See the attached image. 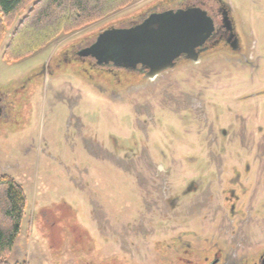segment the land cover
<instances>
[{
    "label": "rangeland",
    "instance_id": "374dc122",
    "mask_svg": "<svg viewBox=\"0 0 264 264\" xmlns=\"http://www.w3.org/2000/svg\"><path fill=\"white\" fill-rule=\"evenodd\" d=\"M222 1L239 50L154 79L77 51L152 12L214 2L138 0L40 47L24 26L15 43L31 52L8 61L30 7L17 16L0 45V173L28 206L9 264L149 262L179 232L228 234L232 189L264 226V0Z\"/></svg>",
    "mask_w": 264,
    "mask_h": 264
},
{
    "label": "trees",
    "instance_id": "16d2710c",
    "mask_svg": "<svg viewBox=\"0 0 264 264\" xmlns=\"http://www.w3.org/2000/svg\"><path fill=\"white\" fill-rule=\"evenodd\" d=\"M136 1L138 0H0V45L5 39L6 30L17 16L30 7L6 46L4 57L13 61L31 52L15 43L17 34L24 26L29 33L27 38L35 40L40 47L61 32L68 34L78 31ZM27 206L24 187L14 177L0 173V264H9L7 259L15 249Z\"/></svg>",
    "mask_w": 264,
    "mask_h": 264
},
{
    "label": "flooded vegetation",
    "instance_id": "af4514ba",
    "mask_svg": "<svg viewBox=\"0 0 264 264\" xmlns=\"http://www.w3.org/2000/svg\"><path fill=\"white\" fill-rule=\"evenodd\" d=\"M210 2H214L215 5L211 4V13L208 11L215 21V31L206 44L199 49V60L193 61L182 56L173 67L160 72L156 77L167 71L176 70L182 65L197 63L218 47L224 50H239V36L231 17L230 6L222 0H210ZM146 17L134 24L142 22ZM100 66L115 67L104 64ZM126 69L139 71L148 77L147 73L149 71L146 69ZM242 201L233 189L227 195H224V206L228 208L229 214L226 216L227 218L223 216L220 228H223L224 222H231V225L228 226L231 229L226 230L228 234L222 229V231L212 235L210 239L206 238L203 241L195 238L194 243H191L186 239V232L182 231L176 236L172 235L166 238L163 246H154L150 252L152 259L150 258L149 262H135V264H264V226L258 223V221L261 222L259 217L255 218L253 216L251 217L257 220L256 224L254 227L249 225L250 223L245 219L246 215H243L241 209H246L251 205L247 206ZM170 218L171 216L166 215L161 221L170 220ZM124 264L130 263L125 262Z\"/></svg>",
    "mask_w": 264,
    "mask_h": 264
},
{
    "label": "water",
    "instance_id": "95a60500",
    "mask_svg": "<svg viewBox=\"0 0 264 264\" xmlns=\"http://www.w3.org/2000/svg\"><path fill=\"white\" fill-rule=\"evenodd\" d=\"M214 31V19L201 7L167 9L130 27H113L77 54L94 58L98 65L146 69L148 78L154 79L182 56L198 61L199 49Z\"/></svg>",
    "mask_w": 264,
    "mask_h": 264
}]
</instances>
